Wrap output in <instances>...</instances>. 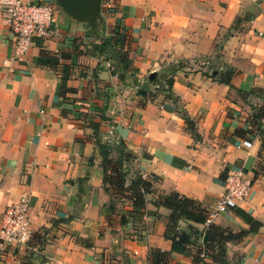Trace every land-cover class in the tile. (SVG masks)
<instances>
[{
  "label": "crops",
  "instance_id": "crops-1",
  "mask_svg": "<svg viewBox=\"0 0 264 264\" xmlns=\"http://www.w3.org/2000/svg\"><path fill=\"white\" fill-rule=\"evenodd\" d=\"M22 1L48 4L58 34L15 57L0 10V217L28 194L30 230L0 264H149L151 248L197 264L208 224L248 225L231 210L169 228L154 202L176 192L209 213L236 169L250 180L237 206L260 226L227 241L220 263L199 258L264 264V0H101L94 25L57 0ZM95 137L112 160L122 145L125 186L154 178L137 222L104 189ZM175 231L192 240L182 253L169 251Z\"/></svg>",
  "mask_w": 264,
  "mask_h": 264
},
{
  "label": "trees",
  "instance_id": "trees-1",
  "mask_svg": "<svg viewBox=\"0 0 264 264\" xmlns=\"http://www.w3.org/2000/svg\"><path fill=\"white\" fill-rule=\"evenodd\" d=\"M104 41L105 43H108L107 39H104ZM168 81L169 83L171 82L170 79ZM94 143L101 156L103 185L105 191L114 189L115 193L120 195V197L126 198L132 206V209L127 211L126 214L133 222H137L142 216L141 209L145 204V195L151 192V185L154 178H142L139 174L134 173L130 178L129 184L125 186L124 180L129 175V172L126 171L122 164L123 157H127L123 154L122 145L119 143L116 146L115 150L117 157L115 160H112L109 158L110 146L108 144L102 143L96 137L94 138ZM261 146L264 150V140L261 142ZM262 169V166L259 165L257 170H255L254 175L258 174ZM154 204L161 205L169 210V228H175L180 219H187L195 223H203L208 215V212L199 208L192 199L181 196L176 192H170L159 196ZM232 212L248 225L246 230L240 229L236 233H231L220 229L214 224H208L206 227L205 249L200 253H203L204 256H209L212 261L217 263L221 262L220 257L223 255V247L227 241L239 239L248 232L255 231L260 226L258 221L254 220L238 206L232 208ZM120 220L122 223L123 218L121 217ZM170 239L169 251L177 253L184 252L186 247L192 243L190 235L184 231H175ZM199 257L200 256L197 252L194 256V261L197 262V264H203ZM167 259L168 252L152 248L149 250V264H167Z\"/></svg>",
  "mask_w": 264,
  "mask_h": 264
},
{
  "label": "built area",
  "instance_id": "built-area-1",
  "mask_svg": "<svg viewBox=\"0 0 264 264\" xmlns=\"http://www.w3.org/2000/svg\"><path fill=\"white\" fill-rule=\"evenodd\" d=\"M105 8L109 1L102 0ZM0 10L4 13L3 22L12 35L15 57L25 54L33 37H46L58 34L53 24L51 7L48 4H27L22 0H0ZM264 80V75H262ZM240 146H251L249 140H241ZM145 178L144 174H141ZM250 189V180L242 169L232 170L224 178V191L213 210L208 213L205 223L216 213H229L232 208L245 201ZM29 195L21 194L8 205L0 217V252L5 248H16L27 243L29 230ZM200 257H204L200 253Z\"/></svg>",
  "mask_w": 264,
  "mask_h": 264
},
{
  "label": "water",
  "instance_id": "water-1",
  "mask_svg": "<svg viewBox=\"0 0 264 264\" xmlns=\"http://www.w3.org/2000/svg\"><path fill=\"white\" fill-rule=\"evenodd\" d=\"M58 4L67 12L87 19L92 25L100 9L101 0H57Z\"/></svg>",
  "mask_w": 264,
  "mask_h": 264
},
{
  "label": "rangeland",
  "instance_id": "rangeland-1",
  "mask_svg": "<svg viewBox=\"0 0 264 264\" xmlns=\"http://www.w3.org/2000/svg\"><path fill=\"white\" fill-rule=\"evenodd\" d=\"M263 164H264V160H263Z\"/></svg>",
  "mask_w": 264,
  "mask_h": 264
}]
</instances>
